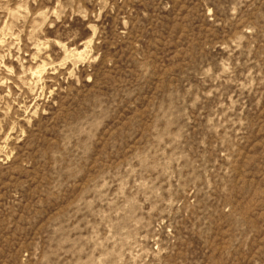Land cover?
<instances>
[{
    "label": "rangeland",
    "instance_id": "1",
    "mask_svg": "<svg viewBox=\"0 0 264 264\" xmlns=\"http://www.w3.org/2000/svg\"><path fill=\"white\" fill-rule=\"evenodd\" d=\"M0 264H264V0H0Z\"/></svg>",
    "mask_w": 264,
    "mask_h": 264
}]
</instances>
